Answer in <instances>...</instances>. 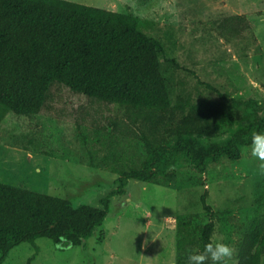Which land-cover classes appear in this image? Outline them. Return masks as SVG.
<instances>
[{"label":"rangeland","instance_id":"1","mask_svg":"<svg viewBox=\"0 0 264 264\" xmlns=\"http://www.w3.org/2000/svg\"><path fill=\"white\" fill-rule=\"evenodd\" d=\"M71 1L142 17L145 31L164 44L167 56L221 91L254 97L264 105V0ZM234 14L246 15L252 29L246 38L229 42L214 21ZM163 71L173 100L178 95L218 99L188 71L166 62ZM49 105L50 112H8L0 122V182L76 205L102 206L101 199L118 187V174L104 164L105 155L117 166H139L143 143L122 135L109 138L112 121L124 115L116 105L90 100L63 85L53 87ZM234 121L230 113L218 125V134L228 137L240 124ZM257 167L245 146L239 160L212 162L205 173L184 162L173 182L130 180L125 195L111 197L103 224L82 245L57 246L41 237L38 251L22 242L0 264H177L178 223L190 220L198 231L212 219L201 201L206 191L215 211L213 240L234 247L230 264H237L245 232L264 213V176ZM197 251L199 247L191 249Z\"/></svg>","mask_w":264,"mask_h":264},{"label":"trees","instance_id":"2","mask_svg":"<svg viewBox=\"0 0 264 264\" xmlns=\"http://www.w3.org/2000/svg\"><path fill=\"white\" fill-rule=\"evenodd\" d=\"M214 22L229 42L246 38L252 29L243 14ZM163 62L194 75L218 99L178 95L173 100ZM60 85L123 110V118L112 121L109 138L138 139L145 156L139 166L121 167L105 155L104 164L118 174V187L99 207L0 182V263L22 242L38 251L41 237L57 246L82 245L103 224L111 197L125 195L130 180L173 182L184 162L205 173L212 162L239 160L251 134L264 132L258 99L233 97L167 56L164 44L145 31L142 17L71 0H0V122L8 112H50L52 89ZM230 113L240 124L222 137L218 125ZM208 194L201 197L212 218L208 223L198 231L190 220L178 223L177 264H186L192 248L202 251L213 240L215 211ZM263 255L264 213L245 232L237 264H261Z\"/></svg>","mask_w":264,"mask_h":264},{"label":"clouds","instance_id":"3","mask_svg":"<svg viewBox=\"0 0 264 264\" xmlns=\"http://www.w3.org/2000/svg\"><path fill=\"white\" fill-rule=\"evenodd\" d=\"M250 155L258 162L257 174L264 176V132L254 131L249 145ZM235 248L220 240H210L202 251L190 253L187 264H230Z\"/></svg>","mask_w":264,"mask_h":264}]
</instances>
